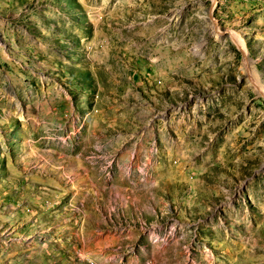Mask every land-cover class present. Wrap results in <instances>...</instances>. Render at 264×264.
Wrapping results in <instances>:
<instances>
[{
    "label": "rangeland",
    "instance_id": "1",
    "mask_svg": "<svg viewBox=\"0 0 264 264\" xmlns=\"http://www.w3.org/2000/svg\"><path fill=\"white\" fill-rule=\"evenodd\" d=\"M0 264H264V0H0Z\"/></svg>",
    "mask_w": 264,
    "mask_h": 264
}]
</instances>
